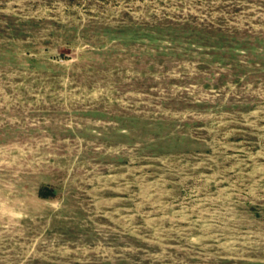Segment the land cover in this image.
I'll list each match as a JSON object with an SVG mask.
<instances>
[{"label": "rangeland", "instance_id": "1", "mask_svg": "<svg viewBox=\"0 0 264 264\" xmlns=\"http://www.w3.org/2000/svg\"><path fill=\"white\" fill-rule=\"evenodd\" d=\"M0 264H264V0H0Z\"/></svg>", "mask_w": 264, "mask_h": 264}, {"label": "trees", "instance_id": "2", "mask_svg": "<svg viewBox=\"0 0 264 264\" xmlns=\"http://www.w3.org/2000/svg\"><path fill=\"white\" fill-rule=\"evenodd\" d=\"M52 194V192H51V190H49V189H41L40 191H39V195L41 196V197H49V195H51Z\"/></svg>", "mask_w": 264, "mask_h": 264}]
</instances>
